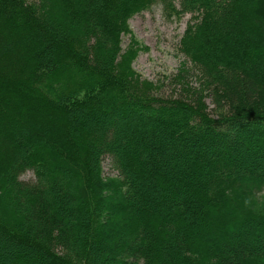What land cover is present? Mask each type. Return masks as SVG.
Segmentation results:
<instances>
[{
	"label": "trees",
	"instance_id": "1",
	"mask_svg": "<svg viewBox=\"0 0 264 264\" xmlns=\"http://www.w3.org/2000/svg\"><path fill=\"white\" fill-rule=\"evenodd\" d=\"M69 1L0 0V264H264V211L220 201L264 191V0ZM154 2L190 15L176 97L117 44Z\"/></svg>",
	"mask_w": 264,
	"mask_h": 264
},
{
	"label": "rangeland",
	"instance_id": "2",
	"mask_svg": "<svg viewBox=\"0 0 264 264\" xmlns=\"http://www.w3.org/2000/svg\"><path fill=\"white\" fill-rule=\"evenodd\" d=\"M32 1V0H27ZM38 5H43V0H34ZM56 4L50 9L49 20H58V7L66 6V9L77 6L76 1L53 0ZM189 14L167 17L164 15L161 4L152 3L149 7L133 12L127 20V31L117 39L119 49H126L131 42L135 53L130 56L129 66L131 71L140 79L153 82L157 87V95L176 97L178 94L175 75L182 73L184 81L190 87H197L198 76L200 75L197 66L189 57H186L180 49V40L188 20ZM177 82V80H175ZM202 93L203 90H200ZM189 96V95H187ZM210 111L213 107L209 98L205 99ZM42 151L40 150V153ZM101 174L104 177L117 175V170L111 164L108 156L101 161ZM23 180L34 178L31 170L20 176ZM222 203L230 202L232 205L225 210L254 214L264 211V191L259 193H248L240 191H230L227 196L222 197ZM221 203V205H222ZM238 207V209H237ZM0 213L10 221V213L6 210L3 202H0Z\"/></svg>",
	"mask_w": 264,
	"mask_h": 264
}]
</instances>
